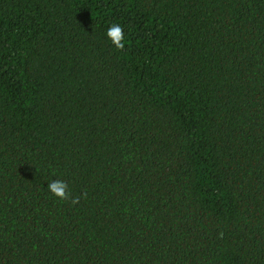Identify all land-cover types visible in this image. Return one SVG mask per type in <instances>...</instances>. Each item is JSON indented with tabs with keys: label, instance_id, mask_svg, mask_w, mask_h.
Listing matches in <instances>:
<instances>
[{
	"label": "trees",
	"instance_id": "1",
	"mask_svg": "<svg viewBox=\"0 0 264 264\" xmlns=\"http://www.w3.org/2000/svg\"><path fill=\"white\" fill-rule=\"evenodd\" d=\"M0 264H264V0H0Z\"/></svg>",
	"mask_w": 264,
	"mask_h": 264
},
{
	"label": "clouds",
	"instance_id": "2",
	"mask_svg": "<svg viewBox=\"0 0 264 264\" xmlns=\"http://www.w3.org/2000/svg\"><path fill=\"white\" fill-rule=\"evenodd\" d=\"M107 38L117 50H124L128 43L123 28L119 24H112L106 32ZM48 191L61 201H70L72 205L79 203L80 196H74L69 190L67 182L61 179L52 180L47 184ZM86 196V193L84 194Z\"/></svg>",
	"mask_w": 264,
	"mask_h": 264
}]
</instances>
